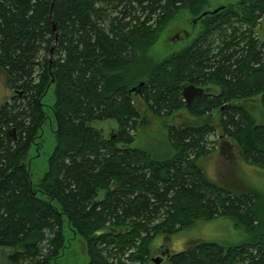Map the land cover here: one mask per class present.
Here are the masks:
<instances>
[{"label":"trees","instance_id":"trees-1","mask_svg":"<svg viewBox=\"0 0 264 264\" xmlns=\"http://www.w3.org/2000/svg\"><path fill=\"white\" fill-rule=\"evenodd\" d=\"M210 1L0 0V75L12 92L0 104V264H52L65 247L64 220L85 242L84 264H147L156 235L217 217L249 237L229 245L197 240L160 264H264L256 193L233 192L198 163L224 141L264 166V122L244 104L259 94L264 105L263 42L253 33L264 0L207 11ZM181 11L197 16L201 32L153 62L150 47ZM187 82L208 88L189 106L181 96ZM51 86L55 145L34 185L27 156ZM135 98L156 117L185 108L206 120L165 124L167 152L155 156L133 146ZM109 119L116 127L95 125ZM211 134L217 138L208 141ZM134 244L125 260L109 261L111 245L121 254Z\"/></svg>","mask_w":264,"mask_h":264},{"label":"rangeland","instance_id":"rangeland-1","mask_svg":"<svg viewBox=\"0 0 264 264\" xmlns=\"http://www.w3.org/2000/svg\"><path fill=\"white\" fill-rule=\"evenodd\" d=\"M234 2L236 0H211L205 9L211 11L222 4ZM114 15L118 16L120 13L117 11ZM124 20L128 21V18ZM201 30L202 26L197 16L190 15L187 11H181L164 24L159 32L157 41L150 47L148 55L153 62H158L170 53L184 47ZM253 33L259 41L263 42L264 50V16L259 20ZM11 94V90L4 83L0 75V104L9 99ZM42 102L44 104L43 109L46 119L40 129V137L36 140L35 145L31 147L27 156L28 170L34 185L39 182L46 171L47 159L55 145V135L53 133L55 121L51 110L54 102L53 86L49 88ZM244 104L248 107L257 122H264V105L259 94L248 98L244 101ZM135 106L139 111V119L136 129H133L137 130L133 146L143 147L155 156L167 152L164 142L167 132L165 124L171 123L174 126H183L199 124L206 120L205 116L201 117L190 114L185 108L177 109L167 119L156 117L137 98H135ZM210 113L214 114L211 118L212 123L217 124L218 116L214 110ZM164 120H166V123ZM95 125L105 130H110L111 127H116V122L109 119L98 121ZM132 133L135 134V131H132ZM216 138V135L211 134L208 136V141H213ZM198 161L209 178L233 192H241L247 189L255 192L256 196L253 201L255 214L258 221H261V226L264 227V166L252 165L245 162L238 148L233 143L224 141H219L213 147L211 154L200 158ZM63 233L65 236V247L60 256L52 264H84L88 260L84 240L68 227L65 220ZM248 237L249 231L246 232L245 229H241L229 217H217L209 221L200 220L193 227L182 232L180 231L172 235H156L150 244L147 264H154L151 259L155 253L159 252V248H167L169 252H179L197 240L229 245L240 242ZM138 243L137 241L136 244ZM136 244L133 245V248L123 251L117 249V252L121 254H117L116 248L111 245L107 250L108 256L110 255L109 261L115 262L117 258L125 260L127 254L137 250ZM134 263L138 264V262Z\"/></svg>","mask_w":264,"mask_h":264},{"label":"water","instance_id":"water-1","mask_svg":"<svg viewBox=\"0 0 264 264\" xmlns=\"http://www.w3.org/2000/svg\"><path fill=\"white\" fill-rule=\"evenodd\" d=\"M142 85H143V82H140L136 87L132 88L131 91L136 92L137 90H139L140 86ZM207 90L208 88H204V87L197 86V85L187 82L181 85V96L183 98L184 103L187 106H189L192 103H194V101L198 99ZM166 251H167L166 253L168 254L169 251L167 248H166ZM161 261L162 259L160 257H152V262L154 264H160Z\"/></svg>","mask_w":264,"mask_h":264},{"label":"flooded vegetation","instance_id":"flooded-vegetation-1","mask_svg":"<svg viewBox=\"0 0 264 264\" xmlns=\"http://www.w3.org/2000/svg\"><path fill=\"white\" fill-rule=\"evenodd\" d=\"M159 252L158 253H155L152 257H160L162 260H164L165 259V257H166V248H159V250H158Z\"/></svg>","mask_w":264,"mask_h":264},{"label":"crops","instance_id":"crops-1","mask_svg":"<svg viewBox=\"0 0 264 264\" xmlns=\"http://www.w3.org/2000/svg\"><path fill=\"white\" fill-rule=\"evenodd\" d=\"M201 158H203V157H201ZM198 163H199V161H198ZM200 165V164H199ZM201 167H202V165H200ZM203 168V167H202ZM203 170H204V168H203ZM204 172H205V170H204Z\"/></svg>","mask_w":264,"mask_h":264}]
</instances>
